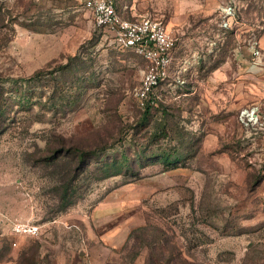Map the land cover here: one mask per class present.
Masks as SVG:
<instances>
[{"label":"rangeland","instance_id":"obj_1","mask_svg":"<svg viewBox=\"0 0 264 264\" xmlns=\"http://www.w3.org/2000/svg\"><path fill=\"white\" fill-rule=\"evenodd\" d=\"M185 1L204 9L188 23L197 39L184 63L193 66L142 107L145 59L119 48L84 0H0V264H63L102 235L115 248L92 245L89 254L109 264H264V0ZM148 2L138 1L139 13L175 32L156 11L167 0ZM228 5L236 13L224 28ZM203 62L213 70L201 73ZM40 69L21 90L11 81ZM183 74H204L210 86H180ZM252 107L259 120L247 125L240 115ZM58 138L104 148L102 158L124 151L133 167L95 179L99 154L65 206L54 165L39 162L61 149ZM163 152L181 157L169 166Z\"/></svg>","mask_w":264,"mask_h":264},{"label":"built area","instance_id":"obj_2","mask_svg":"<svg viewBox=\"0 0 264 264\" xmlns=\"http://www.w3.org/2000/svg\"><path fill=\"white\" fill-rule=\"evenodd\" d=\"M85 8L93 15L95 24L111 33L113 42L121 49L132 50L143 57L147 63L143 70L140 86L136 90V97L144 107L152 102V94L160 83L168 77L169 68L173 62V50L179 37L168 29L162 17L151 15L136 18L124 17L117 7V0H84ZM222 22L224 28L230 27L235 18V8L228 5L222 8ZM259 56V48L254 50ZM241 120L249 125L259 120L258 108H246L241 112ZM14 231L35 234L39 227L30 224H17Z\"/></svg>","mask_w":264,"mask_h":264},{"label":"trees","instance_id":"obj_3","mask_svg":"<svg viewBox=\"0 0 264 264\" xmlns=\"http://www.w3.org/2000/svg\"><path fill=\"white\" fill-rule=\"evenodd\" d=\"M129 50V49H128ZM70 64L60 66L58 69L62 72H66L70 68ZM44 75V70H36L31 76L18 78L17 80H11L17 82L19 90H21L24 85L30 84L32 80H39ZM18 91V90H17ZM4 91L0 90V115L4 112V107L6 101L3 99ZM32 94H29L26 101H30ZM150 107H147L145 114L143 116L144 122L147 121V115H149ZM57 141V142H56ZM54 143L60 144L61 149L48 148L47 151L51 152L50 154L41 155L39 162H42L46 166L54 165V170L52 173H55L58 182L56 187V192L58 193L59 199L62 203H65V206L70 204V199L72 194L75 193L76 189V176L87 171L91 159L94 157L98 158V155H101L96 161V165L93 168V176L95 179H104L114 175L121 174L128 169H131L132 163L128 161L127 154L122 151L120 155L115 156H106L102 158L104 148L95 146L91 150H87L81 145L75 143H70L67 145L68 141H65L63 138H58ZM56 148V147H55ZM172 153L163 152L160 156L161 162H164L166 165H173L178 162L181 156H172ZM144 226L137 227L133 229L129 236H131L135 231L143 229ZM79 230V227H76ZM30 264H35V260L31 261Z\"/></svg>","mask_w":264,"mask_h":264},{"label":"crops","instance_id":"obj_4","mask_svg":"<svg viewBox=\"0 0 264 264\" xmlns=\"http://www.w3.org/2000/svg\"><path fill=\"white\" fill-rule=\"evenodd\" d=\"M139 0H120L119 1V6H118V0H117V7H124L127 8L128 10L123 11V13H121L124 17L127 18H136L139 16H144V14L139 13L140 11H138V7H139ZM143 1V0H142ZM144 2H148V0H144ZM158 3V2H156ZM162 3V2H160ZM147 5H149V2L147 3ZM188 4L187 1L185 0H167L166 5H162V4H157L156 5V11L158 14H162L165 13L166 15H168V20H169V24L172 26L171 28H173L175 30V34L179 37V41L176 45V47L173 50V62L169 68V72H168V79L170 78V76H172V78L175 80L176 77V71L179 72V75L181 73V71H188L191 66H193L192 62L190 63L189 61L185 62L187 58V50L191 49V47L195 44L192 43L190 44V39H192L193 37L194 40L197 39L196 36L190 37V35H188L189 32V26L188 23H191L192 20L190 21V19L193 18V15L191 13L196 12L197 14L202 13L204 9H196L197 7H199V4H193V6L191 5L188 8ZM168 22V21H167ZM168 25V23H167ZM192 41V40H191ZM204 58V56H203ZM212 66L207 63V62H203V64L199 67V71L205 72L206 70H211ZM216 69V68H214ZM213 70V69H212ZM177 75L178 78H180V76ZM204 75V74H203ZM199 76L198 79L193 80L192 78H185L184 74H183V79H181V81H177V84L180 83V86H196L198 83V86L196 87H201V85L203 86H210L208 84V79H206V77ZM177 79V78H176ZM176 83H174V87L175 85H177ZM105 212V211H104ZM106 213V212H105ZM106 216H110V214L107 212L106 214H101L100 218L102 217H106ZM104 235L101 236V238L98 236L96 237V239L92 240V243H89L86 247V249L81 248L79 250V255L76 256V258H74L73 256H70L69 258H66V260L62 261L63 264H109L111 262L110 259L104 257L103 259L100 260H95L90 254H89V249H91L92 245L96 246V245H103L104 247H108V248H115L114 246H108V242L104 240ZM93 246V247H94ZM107 248V249H108Z\"/></svg>","mask_w":264,"mask_h":264}]
</instances>
